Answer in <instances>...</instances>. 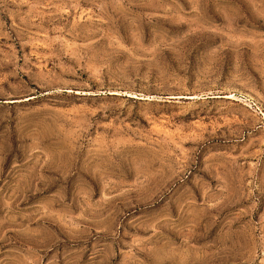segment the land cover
I'll list each match as a JSON object with an SVG mask.
<instances>
[{"label": "rangeland", "instance_id": "obj_1", "mask_svg": "<svg viewBox=\"0 0 264 264\" xmlns=\"http://www.w3.org/2000/svg\"><path fill=\"white\" fill-rule=\"evenodd\" d=\"M0 264H264V0H0Z\"/></svg>", "mask_w": 264, "mask_h": 264}]
</instances>
